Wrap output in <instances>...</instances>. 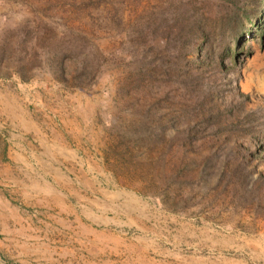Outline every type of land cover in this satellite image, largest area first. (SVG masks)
<instances>
[{
  "label": "rangeland",
  "instance_id": "1",
  "mask_svg": "<svg viewBox=\"0 0 264 264\" xmlns=\"http://www.w3.org/2000/svg\"><path fill=\"white\" fill-rule=\"evenodd\" d=\"M0 264H264V0H0Z\"/></svg>",
  "mask_w": 264,
  "mask_h": 264
},
{
  "label": "trees",
  "instance_id": "2",
  "mask_svg": "<svg viewBox=\"0 0 264 264\" xmlns=\"http://www.w3.org/2000/svg\"><path fill=\"white\" fill-rule=\"evenodd\" d=\"M224 25L227 33L234 34L238 30L245 31V22L251 24L252 20L241 11V9L234 6V9L227 12L224 17Z\"/></svg>",
  "mask_w": 264,
  "mask_h": 264
}]
</instances>
